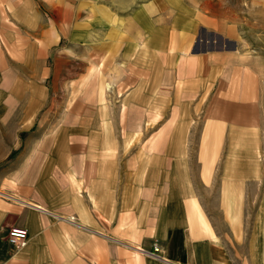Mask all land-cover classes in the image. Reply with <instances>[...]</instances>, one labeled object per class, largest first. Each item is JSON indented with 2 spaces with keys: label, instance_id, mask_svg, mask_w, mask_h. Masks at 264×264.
<instances>
[{
  "label": "crops",
  "instance_id": "0c3cea01",
  "mask_svg": "<svg viewBox=\"0 0 264 264\" xmlns=\"http://www.w3.org/2000/svg\"><path fill=\"white\" fill-rule=\"evenodd\" d=\"M248 46L216 0H0V264H264Z\"/></svg>",
  "mask_w": 264,
  "mask_h": 264
},
{
  "label": "rangeland",
  "instance_id": "374dc122",
  "mask_svg": "<svg viewBox=\"0 0 264 264\" xmlns=\"http://www.w3.org/2000/svg\"><path fill=\"white\" fill-rule=\"evenodd\" d=\"M213 1V0H212ZM216 5L220 13L230 16L235 24L243 30L245 38L248 39L249 46L246 50L252 56L264 58V0H216ZM237 198L235 191L234 199ZM242 208H239V212ZM235 212L237 207L234 208ZM260 208L251 206L243 211V214H248V220L245 222H234L235 231H247L251 234L252 231L263 227L264 223H256L255 219ZM8 240V238H7ZM241 242H246V246L250 239H239Z\"/></svg>",
  "mask_w": 264,
  "mask_h": 264
},
{
  "label": "built area",
  "instance_id": "2783aa9c",
  "mask_svg": "<svg viewBox=\"0 0 264 264\" xmlns=\"http://www.w3.org/2000/svg\"><path fill=\"white\" fill-rule=\"evenodd\" d=\"M8 242L17 248H25L28 243V234L26 230L21 228L10 229L8 233ZM154 252L161 253L160 246L155 245Z\"/></svg>",
  "mask_w": 264,
  "mask_h": 264
}]
</instances>
